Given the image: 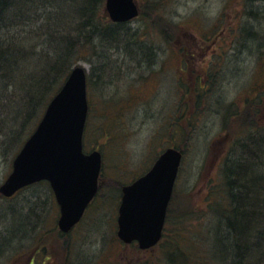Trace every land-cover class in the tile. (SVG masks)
Returning <instances> with one entry per match:
<instances>
[{
    "label": "rangeland",
    "instance_id": "obj_1",
    "mask_svg": "<svg viewBox=\"0 0 264 264\" xmlns=\"http://www.w3.org/2000/svg\"><path fill=\"white\" fill-rule=\"evenodd\" d=\"M148 1L154 2L137 0L139 16L115 27L112 43L100 39L76 41L80 42L76 46L77 55L69 64L70 68L75 64L83 66L89 76L90 109L83 148L86 152L98 149L103 156L99 190L89 210L69 233L59 236L56 226L59 210L48 183L25 187L10 199L0 198V244L7 241L0 248V264H21L24 253L39 247L41 254L34 256V264H164L165 249L175 246L170 243L175 242L174 233L184 232L191 238L200 233L198 239L206 236V242L209 240L207 226L213 225L214 217L205 195H209V184L221 183L224 155L230 151L228 156L236 157L238 150L232 147L243 137L239 135L241 126L234 117L226 116L225 107L232 102L238 106L249 86L260 87L264 97V68L259 67L264 65V0L247 5L244 0H161L157 13L162 19L151 13ZM104 4L102 0L103 14ZM164 16L172 26L165 29L171 35L169 40L158 30L168 23ZM50 21L51 15L35 22L29 20V27H23L26 21H17L19 25L14 23V29L0 31V39L9 38V32L16 38H35L37 31L49 32ZM153 21L160 25L150 24ZM216 37L224 40L218 49L212 42ZM41 42L37 49L41 53L23 54L18 64H14L19 71L12 79L21 77L19 73L40 69L38 60L54 58L53 48ZM210 60L218 68H200ZM179 76L191 90H196L197 84L204 85L207 78L210 83L206 90L207 107L197 111L192 106L183 123L178 112L182 87ZM1 90L0 99L4 94ZM5 94L7 97V91ZM40 117L35 119V127ZM258 118V128L253 132L264 130V109ZM0 120L4 129L0 134L1 184L32 129L28 128L24 138L19 139L21 118L17 117L14 125L7 116ZM171 122L177 124L175 129L169 127ZM9 125L15 129L11 138L4 135ZM27 125L33 126V121ZM170 145L180 147L183 157L162 240L146 251L135 243L125 245L116 235L121 187L146 172L156 156ZM193 208L198 215H189L186 220L185 212ZM183 242L181 247L187 250L185 257L189 256V264L203 262L199 257L204 254L205 244L196 249L192 243Z\"/></svg>",
    "mask_w": 264,
    "mask_h": 264
},
{
    "label": "trees",
    "instance_id": "obj_2",
    "mask_svg": "<svg viewBox=\"0 0 264 264\" xmlns=\"http://www.w3.org/2000/svg\"><path fill=\"white\" fill-rule=\"evenodd\" d=\"M250 1L244 0V4L247 5V2L251 3ZM148 2L152 10L151 13H155L159 18L157 10L161 9V0ZM101 4L102 0H0V22L3 19L7 30L14 29V23L15 26H18L19 22L17 21L21 23L26 21L23 27H29V20L35 22L42 16L50 15L53 19L49 23V32L48 29L40 34L37 31L35 38H16L12 32H9V38L0 39V90L2 89L3 97L7 99L0 104V118L5 116L11 118L12 122H10L13 125L17 117L21 118L22 132L19 139L26 135L28 128L34 129L35 119L42 115L47 101L57 92L69 74L71 70L69 64L76 57L78 50L76 46L77 43H80L76 41L90 42L92 39H100L112 43L116 37V28L123 26V23L111 24L107 16L101 12ZM250 14H252L251 11ZM148 19L150 20V17ZM164 20L168 23L158 30L169 40L171 35L165 29L169 28V25L171 26V22L169 19H165V16ZM156 21L150 22V24L158 27L160 24H155ZM89 29L92 31L89 32ZM56 31H58L57 34ZM52 32L55 36L52 35ZM249 32L247 33L249 34ZM41 41L44 42V45L53 48L56 53L54 58H42L38 60L40 69L30 73H19L21 77L17 80L12 79L15 72L19 71L15 66L23 54L28 56L41 53L37 51L38 47L42 46ZM42 51L46 52L43 47ZM185 66L187 67V65ZM259 67L264 68V65ZM180 68L185 67L181 66ZM39 73L41 74L39 75ZM206 81L204 85L197 84L196 90H191L190 85L184 81L183 77H178V82L182 86L179 87L178 101V112L179 116L181 115L182 123L188 117L192 106L196 107L197 111L207 107L205 105L209 94L206 90L210 83H208V78ZM258 88L249 86L248 93L239 103V107L233 105L234 102L225 107L226 116L234 117L233 120L241 126L239 135L243 137L239 138L232 147L238 150L236 157H229L230 151L228 155L227 153L224 155V160L220 165L221 183H217L218 186L209 184V195H205L210 215L214 217L213 225L207 226L209 240L206 242V236L204 239H198L200 233H196L193 238L190 234L183 235L184 232L174 233L175 242L170 240V243L175 246L165 249L164 264H175L178 261L189 264V256L185 257L187 250L181 247L183 241L188 244L192 243V248L196 249L205 244L204 254L200 256L201 258L199 257V260L203 261L199 262L200 264H264V130L253 132L258 128L257 123L260 120L258 115L264 109V97L261 89ZM248 97L254 100H249ZM228 120L229 118H226L227 122ZM32 121L33 126H28V122ZM2 124L3 121L0 120V134L4 132ZM13 125H9L10 128L4 135L10 138L13 136L15 133ZM176 126L177 124L171 122L169 127L175 129ZM180 129L184 132L182 126ZM32 130L29 132L31 133ZM30 133L25 137H28ZM170 146L180 149L176 145ZM42 182L47 184L45 181L35 184ZM220 185L221 187L218 188ZM195 209L186 211L184 218L189 220V215L197 216L198 211ZM20 220L22 221V219ZM26 223L25 228L28 227ZM59 236H65V234L59 232ZM6 243L7 241L3 245ZM1 245L2 243L0 248L3 246ZM41 248L28 250L24 253L21 264H27L30 258L34 260L35 253H39Z\"/></svg>",
    "mask_w": 264,
    "mask_h": 264
},
{
    "label": "water",
    "instance_id": "obj_3",
    "mask_svg": "<svg viewBox=\"0 0 264 264\" xmlns=\"http://www.w3.org/2000/svg\"><path fill=\"white\" fill-rule=\"evenodd\" d=\"M104 6V14L113 22H126L139 14L136 0H105ZM87 112L86 72L75 65L0 184V194L9 197L27 185L48 181L59 205L57 226L65 233L98 190L101 153L83 151ZM181 159L180 150L168 147L145 174L122 187L117 215L120 240H135L141 249L160 240Z\"/></svg>",
    "mask_w": 264,
    "mask_h": 264
},
{
    "label": "flooded vegetation",
    "instance_id": "obj_4",
    "mask_svg": "<svg viewBox=\"0 0 264 264\" xmlns=\"http://www.w3.org/2000/svg\"><path fill=\"white\" fill-rule=\"evenodd\" d=\"M203 34V33H202ZM201 34V35H202ZM206 39H208V38H206ZM222 41H224V40H222V39H219V38H215V40L214 39H212V42H213V44L215 45V47L218 49V46L221 48V44H222ZM200 42H202V43H204V41H203V39H200ZM211 47V46H210ZM242 53L244 54L245 52L244 51H242ZM247 54H248V52H247ZM243 59H245V58H243ZM242 61V60H241ZM247 63V62H246ZM233 67H235V68H240L239 66H233ZM200 68H218V66L215 64V61H213L212 62V60H210L209 61V64H207V65H205V66H201L200 65ZM35 254H37V253H35ZM34 263V260H33V258H30V259H28V263L27 264H33Z\"/></svg>",
    "mask_w": 264,
    "mask_h": 264
},
{
    "label": "bare ground",
    "instance_id": "obj_5",
    "mask_svg": "<svg viewBox=\"0 0 264 264\" xmlns=\"http://www.w3.org/2000/svg\"><path fill=\"white\" fill-rule=\"evenodd\" d=\"M250 2H253V0H251ZM253 12V14H257L255 11H252ZM252 16V15H251ZM255 16V15H254ZM5 29V26H4V24H3V19L1 20V22H0V30H4ZM92 31V29H89V32H91ZM67 78V77H66ZM65 78V79H66ZM65 79H64V81H65ZM88 80H89V77H88ZM63 81V82H64ZM128 81V80H127ZM2 99H0V104L1 103H3L4 101H7V99H5L4 97H1ZM50 101V100H49ZM49 101H47V103H46V105H45V108H44V110H43V112H42V115H41V117L43 116V114H44V112H45V109H46V107H47V105H48V103H49ZM86 123V122H85ZM18 153V152H17ZM16 153V154H17ZM16 154H15V156H16ZM14 156V157H15ZM14 159V158H13ZM13 159H12V161H13ZM22 190V188H20V189H18L15 193H18V192H20ZM13 196H15V195H12V196H9V197H7V196H4V195H2V194H0V198H2V199H10V198H12ZM85 215H86V213H85ZM85 215H83V217H85ZM82 217V218H83ZM18 229V228H17ZM1 242V241H0ZM3 244V243H2Z\"/></svg>",
    "mask_w": 264,
    "mask_h": 264
}]
</instances>
